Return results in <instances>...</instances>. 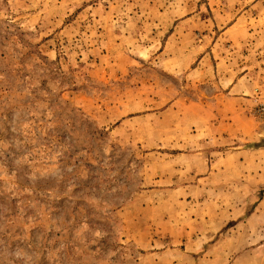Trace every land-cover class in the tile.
I'll return each instance as SVG.
<instances>
[{
	"label": "rangeland",
	"instance_id": "rangeland-1",
	"mask_svg": "<svg viewBox=\"0 0 264 264\" xmlns=\"http://www.w3.org/2000/svg\"><path fill=\"white\" fill-rule=\"evenodd\" d=\"M262 201L264 0H0V264H226Z\"/></svg>",
	"mask_w": 264,
	"mask_h": 264
},
{
	"label": "crops",
	"instance_id": "crops-1",
	"mask_svg": "<svg viewBox=\"0 0 264 264\" xmlns=\"http://www.w3.org/2000/svg\"><path fill=\"white\" fill-rule=\"evenodd\" d=\"M260 205H264V201H262V202H260V204H259V208H260ZM261 207H264V206H261ZM253 218L251 217V218H243L242 220H244V221H251ZM242 220H240V221H242ZM243 221V222H244ZM261 221L263 222L264 221V216H261ZM230 221L229 222H227L226 224H228V225H230ZM248 223H250V222H248ZM225 224V225H226ZM239 224V225H238ZM238 224H234L233 226H235V227H233L232 226V228L231 229H229V227L228 228H226L225 230H223L222 232L223 233H221V237L223 236V235H225V234H228L230 237H233L234 235H236L237 234V232H238V230H239V226L241 225V223H238ZM235 229V230H234ZM233 230L235 231V232H233ZM232 233V234H231ZM235 233V234H234ZM194 234V233H193ZM238 235L240 236V232H238ZM256 235H259V231L257 230V232H256ZM197 236V235H196ZM195 236V237H196ZM229 237V238H230ZM212 240V239H211ZM221 240H222V238L221 239H215L213 242H215L216 241V243H218V242H221ZM261 243L259 244V246L258 247H255V248H249V249H246V248H244L243 249V251H239L238 253H235L234 252V250L232 251V252H230V250H231V248H227L226 250H225V253H230L229 254V256H228V261H227V263L226 264H246V262H248L249 260H251V259H255V261H254V264H257L256 263V259H258V260H260L257 256H259L260 258H263L264 259V238H261ZM212 242V243H213ZM263 242V243H262ZM216 246V245H215ZM215 246H213V248L215 247ZM212 247V245H210L209 244V248H211ZM166 253V252H165ZM222 253H224V252H222ZM217 256H214L213 257V261H215L216 263H219V260H217V258H216ZM206 259V258H205ZM211 261H212V258H209ZM249 264H253V262H251V263H249Z\"/></svg>",
	"mask_w": 264,
	"mask_h": 264
}]
</instances>
